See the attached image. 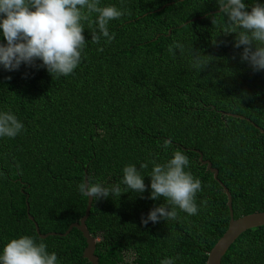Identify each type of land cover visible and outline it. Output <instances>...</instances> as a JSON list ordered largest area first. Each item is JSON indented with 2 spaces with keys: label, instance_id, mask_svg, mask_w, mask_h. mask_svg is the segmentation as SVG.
I'll list each match as a JSON object with an SVG mask.
<instances>
[{
  "label": "trees",
  "instance_id": "trees-1",
  "mask_svg": "<svg viewBox=\"0 0 264 264\" xmlns=\"http://www.w3.org/2000/svg\"><path fill=\"white\" fill-rule=\"evenodd\" d=\"M254 2L264 4L244 0L248 11ZM109 5L126 10L109 22L114 40L93 43L90 21L97 14L83 21V59L72 74L0 65V112L10 110L24 125L15 138H0V254L27 235L55 252L59 264H90L82 234L72 228L62 235L85 213L79 185L85 177L120 183L133 164L144 176L143 194L92 201L85 224L98 264H160L166 257L206 264L227 230L229 210L198 152L218 170L234 219L264 212V70L253 71L241 60L243 46H233L235 34H223L224 18L211 13L219 10L217 0H100V7ZM177 42L183 50L170 54ZM0 43H6L2 31ZM196 51L214 58L203 70L193 67ZM175 151L202 182L198 214L177 209L178 220L144 225L141 218L165 203L148 198L153 162L164 164ZM143 163L148 167L140 169ZM34 223L41 234L59 235L41 239ZM221 264H264V226L242 233Z\"/></svg>",
  "mask_w": 264,
  "mask_h": 264
},
{
  "label": "clouds",
  "instance_id": "clouds-1",
  "mask_svg": "<svg viewBox=\"0 0 264 264\" xmlns=\"http://www.w3.org/2000/svg\"><path fill=\"white\" fill-rule=\"evenodd\" d=\"M99 5L100 0H0V31L6 41L0 43V65L6 71L18 70L21 64L46 68L57 78L72 74L82 62L86 44L82 22L90 21V16L97 14L96 19L90 21L96 25L91 41L99 44L104 38L111 43L115 36L109 32V22L125 15L126 10L114 5ZM216 6L219 12L215 16L224 18L223 34H235L233 46L237 49L243 46L241 60L253 71L264 70V4L254 2L250 11L244 0H217ZM173 48L183 50V45L178 42L169 45V53L174 55ZM193 57V67L201 70L214 59L200 51L193 52ZM37 60L42 61L38 66L35 65ZM23 129V123L10 110L0 112V138H15ZM170 145L171 140L166 139L162 147L167 150ZM153 164L148 175L151 177L148 198L163 197L165 203L150 210L141 218V223L178 220L177 209L190 216L198 214L196 195L202 190V182L185 170L189 165L188 157L182 151H175L166 163ZM147 167V163L140 165V169ZM120 183L126 188L122 189ZM120 183L105 185L89 179L79 185V191L88 198L100 200L130 190L138 194L147 190L144 176L133 164L124 167ZM176 259L178 257H166L160 264H175ZM0 264H59V261L55 252L47 251L46 244L25 235L4 246Z\"/></svg>",
  "mask_w": 264,
  "mask_h": 264
},
{
  "label": "water",
  "instance_id": "water-1",
  "mask_svg": "<svg viewBox=\"0 0 264 264\" xmlns=\"http://www.w3.org/2000/svg\"><path fill=\"white\" fill-rule=\"evenodd\" d=\"M219 10H216L211 13H218ZM195 21V19H191L190 22ZM188 22H186L187 24ZM234 117L243 119L242 116L239 115H233ZM263 132V131H262ZM199 160L202 162L203 165L207 166V169L213 174V178L221 185V187L224 189V192L227 196V207L229 210V223L227 230L224 232L222 237L216 242V244L212 247V249L208 253V257L206 260V264H221V260L223 256L226 254L227 250L230 248V246L235 242V240L244 232L250 229H254L257 227L264 226V212H257L249 215H245L243 217H240L238 219H234L233 217V210H232V199L229 191L223 187L218 176V170L212 167V164L210 161L203 160V157L201 153H199ZM87 181V178L85 177L84 182ZM92 198L87 197V206L85 213L83 217L79 220V222H75L71 224L68 227V230L62 234L63 236H66L69 234L72 228H76L83 236V238L86 241V247L83 251V257L90 263V264H98V259L94 255L95 246H96V240L89 234L87 227H86V220L89 216L91 205H92ZM30 220L33 221V219L30 217ZM35 230L38 234V236L41 239H45L48 236H55L59 235L53 232H49L47 234H41L39 231V227L37 223H34Z\"/></svg>",
  "mask_w": 264,
  "mask_h": 264
}]
</instances>
